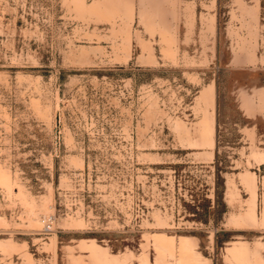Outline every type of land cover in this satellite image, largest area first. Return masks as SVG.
Here are the masks:
<instances>
[{
	"label": "rangeland",
	"instance_id": "374dc122",
	"mask_svg": "<svg viewBox=\"0 0 264 264\" xmlns=\"http://www.w3.org/2000/svg\"><path fill=\"white\" fill-rule=\"evenodd\" d=\"M0 264H264V0H0Z\"/></svg>",
	"mask_w": 264,
	"mask_h": 264
}]
</instances>
